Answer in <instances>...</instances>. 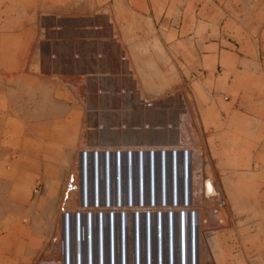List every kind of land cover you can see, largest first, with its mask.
I'll list each match as a JSON object with an SVG mask.
<instances>
[{
	"label": "rangeland",
	"instance_id": "obj_1",
	"mask_svg": "<svg viewBox=\"0 0 264 264\" xmlns=\"http://www.w3.org/2000/svg\"><path fill=\"white\" fill-rule=\"evenodd\" d=\"M7 1L0 0V264H43L52 245L62 237L61 212H65V209L66 212L75 211L79 206L75 192V195L68 198L65 208L62 204L70 174L79 172V151L91 149L93 140L98 139L100 133L93 135L86 130L83 108L70 88L63 85L56 76L45 71L38 72L40 66L33 55L34 43L31 46L32 29L29 34L28 29L9 28L15 16L9 13ZM49 1L62 4L67 0ZM101 2L107 7L100 11L106 12L114 21L142 90L160 95L164 100H171L174 115L172 121L177 120L175 114L181 109L178 103L180 94L183 95L189 117L179 131L184 141L191 142V152L197 151L202 158V171L197 172V167H193L195 176L199 182L204 178L212 179L218 193L227 199V206L216 215L210 210L211 204L206 199L202 201V206L199 204L197 209L202 212L201 217L205 222H202V227L211 228L217 241L219 232H228L224 240L230 247L229 261L234 262L235 258H239L243 264H264V233L260 230L261 224H258L264 220L257 221L264 219V210L253 208L257 195L254 191L264 186V162H255L258 156L256 151L260 152L262 146L253 149L251 146L247 149L239 147L237 157L240 160L234 164L221 165L209 161L210 157L205 147L201 146L202 140L196 126L197 116L193 110L195 93L190 84L192 72L197 74V71H201L200 78L204 74L198 66V53L189 52L188 49L176 51V47L171 49V43H166L171 38H164L167 29L165 22L168 19L169 25L173 27L183 20L185 31L192 28L206 34V29L212 32L210 29L216 24L229 35L234 30L237 33L235 36L239 35L241 39L249 36L252 40L256 63L250 70L252 73H262L264 77V0ZM23 31L30 35L27 42L22 43L21 37L18 43L14 42L12 38L15 34L21 36ZM193 62L197 67L190 72ZM62 103L66 104L64 108ZM60 113L62 118H59ZM113 116L116 121L119 119L117 115ZM153 116L162 120L157 112ZM179 131H174L171 142H175ZM38 133L46 137L38 138ZM127 134H118L117 137L125 139ZM150 135L153 133L146 132L143 138L149 139ZM228 150L235 151V148ZM45 159L49 160L50 180L46 187L41 182L42 171L37 170L44 166ZM228 165L235 168L222 171ZM43 192L55 193L56 201L44 205L39 203L37 197ZM21 200L23 202L19 203ZM73 202L77 206L72 205ZM206 210L209 216H206ZM147 221L151 225V221ZM154 221V225L159 222L157 219ZM17 225L28 229L27 236L17 233ZM137 238L133 239L134 252ZM54 239L57 241L54 242ZM218 243L223 255L215 264H220L225 254L221 241ZM58 250L59 257H62L61 249Z\"/></svg>",
	"mask_w": 264,
	"mask_h": 264
},
{
	"label": "built area",
	"instance_id": "obj_2",
	"mask_svg": "<svg viewBox=\"0 0 264 264\" xmlns=\"http://www.w3.org/2000/svg\"><path fill=\"white\" fill-rule=\"evenodd\" d=\"M36 45L37 47L33 49V55L39 61V63L37 62L40 66L38 67V72L42 73L45 71L56 76L63 85L72 90L83 108L84 117L87 121V123L85 121L86 130L93 135L102 131H111L118 132V134L131 133L141 138H143V134L151 130L163 140L159 143H156V141L152 142L150 145L148 143L143 144L140 141L139 144L133 145L108 146L109 148L98 147L97 151L92 150L93 153H97L93 157H91V150L88 148L87 152L90 155V157L88 156V162L94 161L95 163L93 166L94 197L99 193L98 168L103 167V190L106 201H109L113 194L118 199L126 194L129 204H134V199L136 198L134 188L137 185V197L141 201L139 204L146 206L148 201L147 191H149L150 202L156 203L159 195L158 173L162 179L160 194H162L163 199L165 198L166 200L168 197L169 182L171 180L173 182L172 194L178 201L182 189L181 179L185 180L183 183L185 185L186 179L191 174L190 157L187 153L180 154V151L186 152L187 147L191 148V142L187 140L171 142V138L174 137V131L179 130L189 117V110L183 95L180 94L178 103L181 109H178L175 114L177 120L175 121L174 119L172 121L174 115L171 100H164L160 95L146 93L142 90L138 77L130 65L128 55L125 53V47L120 41L119 32L116 31L114 21L108 14H105V17L100 22L68 25L56 23L43 27L40 40L37 41ZM112 104L115 106L113 107ZM150 112L152 114L148 118L146 115ZM155 112L161 115L162 120L154 118ZM112 115H117L119 119L115 121L112 119ZM174 122H177V125H174ZM172 145L180 148L177 150ZM171 147L172 149L168 153ZM148 150H150L149 154L146 152ZM83 152L82 150L79 151L78 160L80 155L83 158ZM113 152L117 153L114 154ZM114 167L116 168L115 185H117V188L115 186V193L111 190ZM83 172L85 173L83 178L86 181L88 177L87 168H84ZM125 172L128 180L126 193L125 190H121L125 182ZM71 180L72 176L70 174L69 181ZM206 180L205 193L202 194V181H200L197 191L201 193L203 199L210 202V210L216 215L222 208L227 206V199L218 192L207 195ZM187 184L188 182H186ZM186 185L184 194H187V191H185ZM85 195L88 197L86 190ZM168 208L170 210L171 206H168ZM153 219V215L149 216L147 220L151 221V225L147 221L148 225L145 226L154 225L155 221ZM178 219L180 221V258H178L177 254L174 255L177 244L175 236L177 235L175 230L174 239H172L173 219L171 218L170 239L171 242L173 240L170 249V252L173 251L171 263L177 264V260L182 259L184 264H200L199 258L197 259L199 250H197V246H200V240L204 238L205 229L203 227L200 228L197 224L195 231L198 245L194 252L190 251L187 254L184 242L188 243L186 240L189 237L187 227L189 221L186 216L182 215ZM135 220L138 225L140 223V226H142L140 219ZM157 221H159L157 224L162 225L161 227L165 225L161 217H157ZM212 226L215 225L213 224ZM164 249L159 247L156 251L159 255L156 257L155 252L152 253L149 249H146L144 254L143 249L137 244L135 252H133L132 261H125L127 256L126 253L125 255L123 253L125 250L121 249L118 251L117 247L112 249L108 256L100 250L98 259L101 258L102 262L100 259L98 263L117 264V258H119L120 264H144V262L145 264H154L153 261H157L156 264H167L164 257ZM76 258L81 262L86 259L88 264H93L95 261L92 259L91 246L85 254L79 250ZM189 258L190 260H188ZM71 261L73 260H68L69 264Z\"/></svg>",
	"mask_w": 264,
	"mask_h": 264
},
{
	"label": "crops",
	"instance_id": "obj_3",
	"mask_svg": "<svg viewBox=\"0 0 264 264\" xmlns=\"http://www.w3.org/2000/svg\"><path fill=\"white\" fill-rule=\"evenodd\" d=\"M101 4V0L76 2L67 0L62 4H54L49 0H8L9 13L15 16L14 23H11L9 28L28 29V33H31L30 29H32L31 46L34 43V49L37 41L40 40L43 27L56 23L68 25L102 21L107 13L100 10L107 6ZM165 23L167 29L164 38H171L166 42L171 43L169 45L171 49L176 47V51L188 49L189 52L198 53L197 62L204 72L203 77L199 76L201 71H197V74L192 72L197 67L194 65V62L197 64L196 61L193 62L191 70L188 69L192 72L190 84L192 85L191 90L195 93L193 110L197 116L196 126L202 140L201 146L205 147L207 156L210 157L209 161L221 165L234 164L240 160L237 157L239 147L247 149L251 146L253 149L261 145L262 150L256 151L258 156L255 162H264V92L262 91L264 77L262 73H252L250 70L256 63V50L252 40L249 36L243 39L239 35L235 36L234 34L237 33H234V30L229 35L222 28L220 30L217 24L210 29L212 32L206 29V34H204L192 28L185 31L183 20L180 24L177 22L175 27L169 25V19ZM28 33L23 31L21 36L17 33L12 39L18 43L21 37V42L25 43L30 37ZM61 106L64 108L66 104L62 103ZM59 118H62V113ZM44 121L46 122L45 119ZM37 136L43 139L46 137L45 134L40 133ZM229 148H235V151H229ZM44 162V166L42 168L40 166L37 170L42 171L41 182L46 187L50 182L48 178L49 160L45 159ZM223 168L225 169L222 171L235 167L228 165ZM254 193L258 196L255 197L256 202L253 208L258 211L264 210V202L258 200H264V186L258 187ZM56 196L55 193L52 195L43 192L37 197V201L44 205L46 202H55ZM258 224H261L260 230L264 233V221ZM226 232L222 230L218 233L225 253L220 264H234V262L243 264L239 258H235L234 262L228 260L230 247H228L229 243L224 240Z\"/></svg>",
	"mask_w": 264,
	"mask_h": 264
},
{
	"label": "bare ground",
	"instance_id": "obj_4",
	"mask_svg": "<svg viewBox=\"0 0 264 264\" xmlns=\"http://www.w3.org/2000/svg\"><path fill=\"white\" fill-rule=\"evenodd\" d=\"M178 105L180 107V104H178ZM113 107H114V105H113ZM150 114H147L146 116H148V118H150ZM112 119H114L116 121V118H114L113 115H112ZM179 129H181V127ZM148 132L153 133V135H150L149 139H144V138H141L139 136L132 135L131 133L127 134V138L119 139V137H117V136H119L118 132L116 133V132H111V131H108V132L102 131V132H100V137L98 139L96 138L93 140L94 143L92 142L93 143L92 147H91V149H89V150H91V157H93L94 154L95 155L97 154V153H93L92 150L97 151L98 147H108V146H118V145L120 146V145H129V144L133 145V144H139L140 141H142L143 144L148 143V145H150L152 142H155V141H156V143L162 142L160 137H158V135H156L153 131L150 130ZM175 138H176L175 142H177L178 140L184 139L182 137L180 131L177 132ZM173 146L174 145H172V147ZM172 147L169 148L168 153H170ZM108 148H106V149H108ZM174 148H176L178 150L180 147L177 148L176 146H174ZM150 149H152V148H150ZM87 150H88V148L86 150H84V152H83L84 156L82 154L83 158H81V155H80L79 172L76 174H74V173L71 174L72 180L69 181V183L67 184L68 186H67V190H66L65 200L62 199V204H64L63 207L65 208L66 205L68 204V202H67L68 198L71 195L73 196V195L77 194V196H78L77 201L79 202L78 209L75 211H67V212L65 209V212H61V214L63 216V219H62L63 227H62V232H61L62 237L60 240H58V243L52 245V248L50 251H48L46 258H45L46 260L43 262V264H69L68 260H70V259L73 260L70 262V264H87L86 259H83L82 262L79 261L78 259H76V257H75V244H74L75 242L80 244V250L84 254L87 253V247L89 249V247L91 245V252L93 254L92 259L95 260L93 262V264H99L98 261L101 258L98 259L99 258L98 256L100 253V252L98 253V246L104 245L103 244L104 243V237H103V241H102V238L100 235V229L104 228V227L108 228L107 234L105 233L106 244L108 243V240H109L108 231L112 227V229L114 231V235H115L113 238V240L115 239L114 243H116L120 247L119 241L121 239L120 236H122L123 243H124L123 248L125 249V252H123V253H124V255H125V253L127 255L125 257V261H128V260L132 261V259H133V248H134L133 239L136 238V237H134V235H135V232L137 231L136 230L137 222L135 219H140L141 225L145 226V225H148V222H147L148 217L152 216V215H153L154 219H157V217H161V220L164 221V224H165V225H163L162 230L160 232V237L162 238L164 235V237L166 238L164 257H165L167 264H173V263H171L173 251L170 252L171 245L173 242V240L171 242V239H170L171 238V236H170L171 226L170 225H171V221H172L171 218L173 219L172 225L174 226V229L176 230V235H177V236H175V242H177V244L175 246V252L176 253L174 252V255L177 254L178 258H180L179 257L180 256L179 253L181 251V246H180L181 242H180V238H179L180 221L178 218L181 215L186 216L188 218V221H189L187 224L189 237L187 238L188 240H186L188 243H185L183 241L184 242V248L186 247L185 252L187 254H189L190 251L194 252V249L196 250V246L198 245L197 237H196V231H195L196 226L198 224L200 226V228H202V222H204V220H202L203 216L201 217L202 212L200 210L198 211V209H197V207L199 206L200 203L202 206V201L204 200L202 198L201 193H199V191H197V188H199L198 186L200 185V182H199V180H197V178L195 176L196 172L193 168L195 166V167H197V172L202 171V166H201L202 165L201 164L202 158L200 157V154L197 151L191 152V148H189V147H187L186 152L180 151L181 155L187 153L191 159L190 160L191 161V174L189 175L190 179L189 178L186 179V182H188L187 185L185 182V185H186L185 191H187V194H184L185 185H183V183L185 180L181 179L182 189H181L180 197H179L178 201H176L177 198L172 194L173 182L170 180L169 189H168L169 190L168 197L166 198V200H165V198L163 199L162 194H160L161 190H162L161 189V180L162 179L160 178L159 173H158V175H157V179L159 180V188H158L159 195L157 196L158 201L154 204L151 203L149 200V191H147V200L148 201L146 203V206H144V205L139 204V203H141V201H140V198L137 197L138 196L137 189H136L137 185H136V188H134L135 193H136V198L134 199V201H135L134 204L133 203L131 205L129 204V202L127 201L126 194L122 195V198H120V199L116 198L113 194L112 197L110 198V200L106 201V199L104 198V190H103V183H104V180H103L104 169H103V167L98 168V176H99L98 179L100 180V184L98 187L99 193H98V195H95V197H94V194H93V187H94V185H93L94 184V182H93V178H94L93 166L95 165V163H94V161L88 162V160H89L88 156L90 157V155L87 152ZM149 151L150 150L146 151L147 154H149L148 153ZM113 153L116 154L117 152H113ZM118 153L121 154L120 152H118ZM79 160H78V162H79ZM187 160H188V158H187ZM22 164H23V162H22ZM84 168H87V176L88 177H87L86 181H84V178H83V177H85L84 176L85 173L83 172ZM115 172H116V168L114 167L113 174H112V176H113L112 185H111L112 186L111 190L114 193H115V186L117 188V185H115ZM206 179H208V178H204L202 180V194L205 193L204 190H205V180ZM208 180L210 181V188L211 189H210V191H206V194L210 195L212 193H217L218 192L217 185L213 182L212 179H208ZM124 181L125 182L123 183L121 190L122 191L125 190V193H126V189L128 186V180H127L126 172H125V176H124ZM195 182H196V185H195ZM85 190L88 193V197H86V195H85ZM73 192H75V194ZM62 198H64V197H62ZM22 202H23L22 200L19 201V203H22ZM73 203H72V205H75V202H73ZM75 206H77V205H75ZM168 206H171L170 210H169ZM149 207H150V209H148ZM164 208H167V209H164ZM190 214H193V215L195 214L196 218H195V215L190 216ZM206 216H209V213L207 212V210H206ZM112 219H113V221H111ZM209 220L211 221V219H209ZM157 223L155 224L154 232H153V239H155V240L157 238L156 237V226L158 228L162 226V225H159ZM79 227L81 229H79ZM93 227H94V229H92ZM147 227L148 226H146L145 228H147ZM16 228H17V233H19L20 235H26L28 232L27 228L24 229L20 225ZM204 229H205L204 238L202 240H200V242H201L200 246H197V250L199 249L198 253H197V259L199 258L200 264H205V263L206 264H215L216 263L215 261L216 260L218 261L220 256L222 257L223 251L219 247V245H220L218 243L219 241H217V239L213 237V233L211 232V228H204ZM105 232H106V229H105ZM77 235L79 237L78 239H77ZM106 236H107V238H106ZM167 236H168V239H167ZM67 239H68V241H67ZM53 241L56 242L57 239L56 240L54 239ZM81 241H82V243H81ZM68 245H70V246H68ZM59 248L62 251V255H61L62 257H59V252H60V250H58ZM66 249H67V251H66ZM68 249H69V251H68ZM126 249H128V250L126 251ZM199 252H200V257H199ZM158 255L159 254H157V252L155 251V256L157 257ZM178 258L176 257V259H178ZM117 259H118L117 264H120L119 258H117ZM188 260H190V258ZM66 262H68V263H66ZM101 262H102V259H101ZM182 262H183L182 259H180L179 261L177 260V264H184ZM153 263L156 264L157 261H153ZM107 264H110V263H107ZM111 264H113V263H111ZM144 264H145V262H144Z\"/></svg>",
	"mask_w": 264,
	"mask_h": 264
},
{
	"label": "flooded vegetation",
	"instance_id": "obj_5",
	"mask_svg": "<svg viewBox=\"0 0 264 264\" xmlns=\"http://www.w3.org/2000/svg\"><path fill=\"white\" fill-rule=\"evenodd\" d=\"M136 227H138V226H136ZM143 227V228H142ZM139 226L138 228H136V230H138V231H136V235H135V237H137L138 236V238L136 239V241H135V243H136V247H137V244H139V246L143 249V252H144V254H145V251H146V249L148 250H150L152 253L153 252H155V251H157V249L159 248V247H161V248H165V241H166V238L164 237V235H163V237L161 238L160 237V232H161V230H162V227H157L156 226V240L155 239H153V232H154V227H155V225H152V226H148L147 228H145L146 226ZM92 229H94V227L92 228ZM105 229H106V232H105ZM107 229L108 228H106V227H104V228H101L100 229V235H101V238H102V241H103V237H104V245H100V246H98V253L99 252H101L100 250H102V252H104L106 255H109L110 254V252L112 251V249H114V248H116L117 247V249H119L118 251H120L121 249L122 250H125L123 247H124V243H123V239H122V236H120L121 237V239H120V241H119V243H120V247H119V245H117L116 243H114V241H115V239L113 240V238H114V231L112 230V227H111V229L108 231V236H109V240H108V243L106 244V239H105V233L107 234ZM125 229V228H124ZM145 229V230H144ZM164 229V228H163ZM164 231V230H163ZM174 231H175V229H174V226H173V228H172V239H174ZM110 232V233H109ZM144 232V233H143ZM142 235V236H141ZM160 237V238H159ZM106 238H107V236H106ZM81 239V238H80ZM144 239V240H143ZM167 239H168V236H167ZM152 240V241H151ZM155 241V242H154ZM133 242H134V240H133ZM81 243H82V241H81ZM84 245V244H83ZM143 245V246H142ZM91 246V245H90ZM113 246V247H112ZM127 248V247H126ZM145 248V249H144ZM100 249V250H99ZM87 250H88V247H87ZM128 249H126V251H127ZM133 252H134V250H133Z\"/></svg>",
	"mask_w": 264,
	"mask_h": 264
},
{
	"label": "water",
	"instance_id": "obj_6",
	"mask_svg": "<svg viewBox=\"0 0 264 264\" xmlns=\"http://www.w3.org/2000/svg\"><path fill=\"white\" fill-rule=\"evenodd\" d=\"M206 188H207V191H210V181L207 179L206 180ZM116 199V198H115ZM129 202V201H128ZM112 221V220H111ZM79 229H81L80 227H79ZM79 237H78V235H77V239H78ZM76 240V239H75ZM67 241H68V239H67ZM75 244V257L77 256V252L80 250V244H78V243H74ZM68 246H70V245H68ZM69 250V249H68ZM66 251H67V249H66ZM77 259V258H76ZM78 263V262H77ZM88 264V263H87Z\"/></svg>",
	"mask_w": 264,
	"mask_h": 264
}]
</instances>
